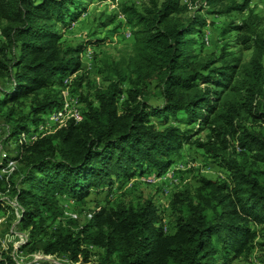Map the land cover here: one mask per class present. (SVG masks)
I'll use <instances>...</instances> for the list:
<instances>
[{
  "label": "trees",
  "instance_id": "trees-1",
  "mask_svg": "<svg viewBox=\"0 0 264 264\" xmlns=\"http://www.w3.org/2000/svg\"><path fill=\"white\" fill-rule=\"evenodd\" d=\"M89 1L0 0L3 144L60 107L65 75L81 73L73 84L83 85L80 56L91 44L72 45L62 32ZM196 1L227 14L249 10L252 0ZM152 7H120L134 29L128 59L123 66L114 64L105 86L95 88L91 100L84 99L82 120L71 119L53 134L17 148L20 156L13 158L12 172L0 177V194L16 201L22 230L36 240L48 235V220L54 223L63 216L58 195L85 203L90 191L129 182L143 169L159 178L175 164L182 145L193 144L227 173V180L199 178L197 187L187 185L175 193L170 201L172 234L157 226L152 202L118 203L98 206L90 219L59 224L39 249L73 263H88L89 246L102 254L100 264L248 263L255 252L264 263L262 20L249 10L231 30L235 43L251 51L248 62L238 67L232 52L209 62L196 60L190 37L204 21L198 15L188 22L177 18L185 9L179 0L153 2ZM152 96L161 100L160 107L150 105ZM18 105L27 112H18ZM169 119L194 130H181ZM204 130L203 140L194 138ZM0 264L29 263L0 247Z\"/></svg>",
  "mask_w": 264,
  "mask_h": 264
},
{
  "label": "rangeland",
  "instance_id": "rangeland-1",
  "mask_svg": "<svg viewBox=\"0 0 264 264\" xmlns=\"http://www.w3.org/2000/svg\"><path fill=\"white\" fill-rule=\"evenodd\" d=\"M235 1L241 3V0ZM153 2L160 5L162 0H106L103 2L90 0L84 5L85 9L79 19L67 23L62 32L63 40L72 45L85 42L91 44L80 56L82 75L85 78L84 83L80 88L73 84V80L79 74L81 75L79 72L65 75L62 78V87L59 89L60 107L43 114L35 126H31L25 134H19L18 139L17 137L13 138L7 144H3L7 128L0 117V168H5L4 166L11 162L16 164L13 158L18 155V159L20 156V153L17 154V148L22 144L30 145L31 141L27 140L30 135L46 134L48 131L49 134H53L58 127L53 117L58 112L64 117L82 120L83 113L86 111L84 99L91 100L94 89L105 86L106 76L109 78L113 76L110 73L113 65L116 63L123 64L131 54L134 44V29L127 18L120 13V7H133L139 11L152 10ZM179 2L180 6L185 9L176 15L177 18L183 22H188L192 16L198 15L204 21L200 31L195 29L190 37L192 38L190 48L194 51L197 61L209 62L218 58L223 52H232L238 67L248 62L251 51H246L235 43L236 34L231 30L247 17L249 10L260 17L262 20L260 28L264 30V0H252L249 10L247 9L243 13L230 12L227 14H217L215 13L216 8L206 6L196 0H179ZM1 85L4 89H8L5 82H1ZM127 87V85L123 86L122 90ZM123 99L124 95L119 99L118 106ZM149 103L153 107H160L161 100L152 96ZM16 109L18 112H27L24 106L19 107L18 105ZM151 122L156 123L157 121ZM168 122L180 127L181 130L192 128L190 125L184 126L173 119H169ZM206 133L207 131L204 130L194 138L203 140ZM143 170L141 175H136L129 182L114 183L111 189L105 188L98 192L90 191L85 203L71 200L66 193L58 195V206L62 209L63 216H57L54 223L48 220L45 224L48 235L46 237L40 236L36 240L30 239L28 230H22L19 224L21 211L16 201L9 195L0 194V202L2 203L0 209V247L10 250L11 255L22 263L100 264L102 254L95 249H89L91 252L88 263H73L64 257L44 255L39 246L49 239V235L54 232L59 224L65 225L69 219L80 221L85 218L90 219L92 211L98 206H116L118 203L139 206L146 201L152 202L159 216L157 226H161L166 235L172 234L174 222L171 216L170 201L175 193L187 185L192 188L197 187L199 178L219 182L227 180V173L193 144L182 145L179 154L175 157V164L161 177H156L153 170ZM20 237L23 239L22 241L19 239ZM234 264L264 263L260 259V253L255 252L248 263L238 261Z\"/></svg>",
  "mask_w": 264,
  "mask_h": 264
},
{
  "label": "built area",
  "instance_id": "built-area-1",
  "mask_svg": "<svg viewBox=\"0 0 264 264\" xmlns=\"http://www.w3.org/2000/svg\"><path fill=\"white\" fill-rule=\"evenodd\" d=\"M50 117V116H49ZM72 117V116H71ZM54 122L55 123H57V125H58V127H56V130L57 129H59L60 127H62L67 121H69V120H71V119H73V120H75L74 118H68L67 116L66 117H64V115L63 114H61L60 112H58L54 117ZM65 121V122H64ZM75 121H77L78 122V120H75ZM80 121V120H79ZM49 134V131L48 132H46V134ZM25 134V133H24ZM46 134L44 133V134H40V135H38V133H36V134H33V135H30L28 138H27V140L28 141H31V143H33V142H35L37 139H39L40 137H43V136H46ZM35 135V136H34ZM50 135V134H49ZM19 136L20 135H18L17 136V139L19 138ZM30 143V142H29ZM30 143V144H31ZM27 145V144H26ZM14 163L13 162H11V163H9L8 165L6 164V166H4L5 168H1V170H0V177H3L4 175H9L11 172H12V170H13V168H14ZM19 239H21V241L23 240L21 237L19 238ZM90 249H92V248H90ZM77 263V262H76Z\"/></svg>",
  "mask_w": 264,
  "mask_h": 264
}]
</instances>
